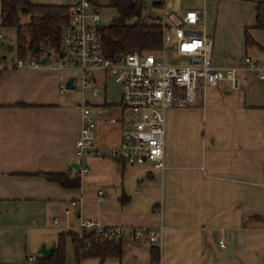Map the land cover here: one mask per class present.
<instances>
[{"label": "crops", "instance_id": "crops-1", "mask_svg": "<svg viewBox=\"0 0 264 264\" xmlns=\"http://www.w3.org/2000/svg\"><path fill=\"white\" fill-rule=\"evenodd\" d=\"M228 10L235 18L230 33ZM213 18L216 46L226 49L223 43L233 42L238 52L228 58L212 40L214 66H236L242 53L264 65V28H253L252 0H218ZM245 31L252 39L248 46ZM3 63L1 57L0 264H26L28 255L39 256L41 245H54L59 233L76 232L83 220L121 227V255L76 264H149L152 244L145 236L135 241V228H159L157 264H264V72L259 78L240 70L237 89L220 81L198 94L195 105L166 109L159 170L108 155L129 113L120 105L118 86L101 70L88 84L97 94H89L88 86L82 93L96 127L93 149L78 160L80 109L64 107L60 71ZM72 163L87 168L78 174L79 187L63 188L44 177L70 174Z\"/></svg>", "mask_w": 264, "mask_h": 264}, {"label": "built area", "instance_id": "built-area-1", "mask_svg": "<svg viewBox=\"0 0 264 264\" xmlns=\"http://www.w3.org/2000/svg\"><path fill=\"white\" fill-rule=\"evenodd\" d=\"M169 0H132L137 8L129 22L143 24L157 23L161 28L162 48L153 52H127L114 58L103 56L100 39L96 31L99 15L91 0H69L67 23L59 32L58 49L50 56L41 58H18L13 64L3 66L15 68H54L58 71H78L77 79L72 82L81 93L93 79V72L101 70L119 89L120 105L129 113L125 128L120 132L119 142L110 147L108 155L122 159L128 164L149 162L155 169L163 165V126L164 111L168 108L193 106L198 94L207 86H215L220 81L229 83V90L237 89V72L253 71L262 78L264 65L249 57L239 59L236 66L217 67L211 63V37L205 33V18L209 10L200 6L163 9ZM176 55L180 64H167L155 58L157 53ZM52 60V63L49 60ZM69 78V77H68ZM60 73L57 76L58 91H65V81ZM91 95L96 94L94 85L88 86ZM80 126L75 139V155L81 160L93 149L95 121L89 115L88 105L83 101L79 106ZM110 122H115L110 119ZM264 143V129H263ZM79 164V163H78ZM78 174L87 172L85 166L78 165ZM99 193V192H98ZM70 205L76 207L74 201ZM65 214L67 209L63 211ZM56 219H53L55 222ZM76 233L91 231L101 238H121L122 229L118 226L105 227L92 220L80 221ZM152 245L159 242V228H135L132 238L142 237ZM219 246L222 242L218 241ZM36 257L28 255L26 264H35Z\"/></svg>", "mask_w": 264, "mask_h": 264}, {"label": "trees", "instance_id": "trees-1", "mask_svg": "<svg viewBox=\"0 0 264 264\" xmlns=\"http://www.w3.org/2000/svg\"><path fill=\"white\" fill-rule=\"evenodd\" d=\"M132 0H107L106 5L114 9L116 15L106 24L96 26L103 56L114 58L127 52H153L162 48L161 28L157 23H129L137 8ZM254 3L253 28H264V0H252ZM69 4H36L27 0H0V27H14L16 30L17 58H42L55 53L58 49L59 32L67 23ZM21 16L27 21L20 22ZM252 44L245 31L244 45ZM1 60V57H0ZM44 177L56 182L63 188L79 187L78 173H46ZM69 239L73 259L79 262L85 258H119L121 238L103 239L91 231L80 234L67 231L59 233L50 257H36L35 264H64V244ZM149 264H157L159 251L151 245Z\"/></svg>", "mask_w": 264, "mask_h": 264}, {"label": "rangeland", "instance_id": "rangeland-1", "mask_svg": "<svg viewBox=\"0 0 264 264\" xmlns=\"http://www.w3.org/2000/svg\"><path fill=\"white\" fill-rule=\"evenodd\" d=\"M106 1L107 0H92L93 4L95 5L98 15H99V20L103 23L106 24L108 23L115 15V11L113 8L108 7L106 5ZM66 2V0H65ZM212 5H210L209 1H205V7L207 10H210L211 15H207V17L205 18V27H204V31L206 34H208L209 36H211L212 40H213V45H219V43H217V36L215 35V28L217 27V25L214 22V13L215 10L217 9V2L218 0H211ZM202 4V0H169V1H165L162 5L163 9H167L168 7H171L173 9H177L180 7H190V6H199ZM207 4V5H206ZM27 21V16H21L20 17V22L24 23ZM235 23V18L233 16V13L231 10H228V16H227V23L228 26L225 27L226 31L228 33L229 30L228 29H233V25ZM228 27V28H227ZM0 57H3V61L4 63L10 65L13 64L17 58V53H16V30L14 27H10V28H1L0 27ZM216 38V39H215ZM223 47H226V49H221L219 46L216 48L222 50L225 53L230 54L228 56V58H236V53L238 54V52H236L235 47H234V43L233 42H227V43H223ZM6 45L11 46V50H7ZM213 46V47H214ZM212 47V48H213ZM166 53H169L168 51H164V53H157L155 55V58L163 63H167V64H180L182 61L179 57H177L176 55H167ZM52 55V53L49 54V56ZM216 56L218 57V60H222L221 54L216 52ZM244 56V53H242L239 57L238 60ZM52 63V60H49ZM221 64V63H220ZM60 74L63 75L64 78H68V77H73L75 79H77V77L79 76L78 71H74V70H69V71H60ZM95 77L97 79V82H99V74L95 73ZM58 88V87H57ZM62 95V99H65V104L64 107H79L82 103V100L87 97V94H82L80 93V90L78 88V81H76V86L75 88L71 89V90H65L62 93H60ZM97 94V93H96ZM107 107H115L113 105H109ZM115 109V108H114ZM117 116V114H116ZM50 246V245H48ZM47 246V247H48ZM45 247V246H44ZM64 264H76L74 259H73V254H72V249H71V245L69 242V239H66L65 244H64ZM80 264H86V262H82Z\"/></svg>", "mask_w": 264, "mask_h": 264}, {"label": "water", "instance_id": "water-1", "mask_svg": "<svg viewBox=\"0 0 264 264\" xmlns=\"http://www.w3.org/2000/svg\"><path fill=\"white\" fill-rule=\"evenodd\" d=\"M129 23L131 24V22H129ZM97 24H98V25H101L102 22L99 20V21L97 22ZM6 48H7V50H11V46H9V45H6ZM43 60H44V59L41 58V59H40V63H42ZM72 80H73L72 77H69L68 79H66L65 84H64V85H65V90H71V89L75 88V85L73 84ZM70 166H71V168L75 169L76 171L78 170L76 163H72ZM53 250H54V245H52V244H51L50 246H48V247H44V245H41V246L38 248V250H37L36 253H37L41 258H48V257L51 256Z\"/></svg>", "mask_w": 264, "mask_h": 264}]
</instances>
